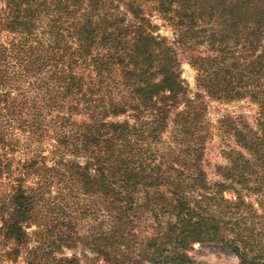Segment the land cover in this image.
<instances>
[{
  "label": "trees",
  "instance_id": "16d2710c",
  "mask_svg": "<svg viewBox=\"0 0 264 264\" xmlns=\"http://www.w3.org/2000/svg\"><path fill=\"white\" fill-rule=\"evenodd\" d=\"M148 1L172 40L139 0H0V264H264V0ZM207 100L258 109L219 121L215 182ZM17 130L50 157L15 166Z\"/></svg>",
  "mask_w": 264,
  "mask_h": 264
},
{
  "label": "rangeland",
  "instance_id": "374dc122",
  "mask_svg": "<svg viewBox=\"0 0 264 264\" xmlns=\"http://www.w3.org/2000/svg\"><path fill=\"white\" fill-rule=\"evenodd\" d=\"M139 1L144 7L147 18H149L152 25L157 27L156 30L157 34L163 37H168L170 40H172L174 38V33H175L173 28H171V26H169V24L164 20V18H162L161 15H159L155 11L153 4L148 0H139ZM15 38L16 37L14 35L8 33L1 34L2 43L8 44ZM181 72H182V79L185 81L186 85H188L190 91L192 93H195L197 73L183 59H182ZM207 106L208 109L206 113V119L212 125H214L215 129L213 132L214 133L213 139L207 146V150L204 158V165L209 181L215 182L219 180L215 172L216 167L220 165L222 166L226 165L227 162L223 156V151L227 150L228 145H231L230 140H228L227 136L223 134V131L217 130L219 121H221L223 118H226L227 116H232V117H243L249 123L253 124L258 109L255 105L251 104L247 100L233 102V103L207 100ZM119 120L122 121L124 120V118H120ZM13 135L16 142L19 143V148H20L19 152L15 154V159H16L14 163L15 166L17 165L18 160H23L27 156L31 157L29 153L32 152L36 153L38 151L39 153L37 154H43V156L50 157V153L55 145L51 136L44 138L42 140L40 139L35 140L40 142H35V141L30 142L28 140V135L21 133L20 130L15 131ZM27 147H30L28 151L25 150ZM8 181L9 179H4V180L0 179V183L1 182L8 183ZM5 188L6 187H4V189ZM32 230H34V228L30 229L29 232ZM86 253L90 259H94V256L92 254H90L89 252ZM65 255L68 257L78 256L85 261L84 257H82L83 253L81 249L65 251ZM190 255L203 264H239V260L236 258V256L233 255L230 251H228L221 245L197 244L190 252ZM89 263L100 264L96 261L95 262L89 261ZM19 264H24V263L20 261Z\"/></svg>",
  "mask_w": 264,
  "mask_h": 264
}]
</instances>
